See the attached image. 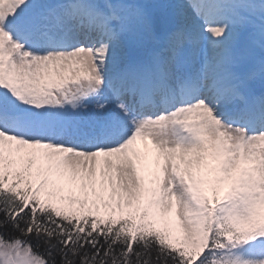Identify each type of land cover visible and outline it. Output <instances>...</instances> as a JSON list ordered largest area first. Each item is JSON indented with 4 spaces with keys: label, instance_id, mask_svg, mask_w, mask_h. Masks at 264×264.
Instances as JSON below:
<instances>
[{
    "label": "snow or ice",
    "instance_id": "6c2138e0",
    "mask_svg": "<svg viewBox=\"0 0 264 264\" xmlns=\"http://www.w3.org/2000/svg\"><path fill=\"white\" fill-rule=\"evenodd\" d=\"M0 264H264V0H0Z\"/></svg>",
    "mask_w": 264,
    "mask_h": 264
}]
</instances>
